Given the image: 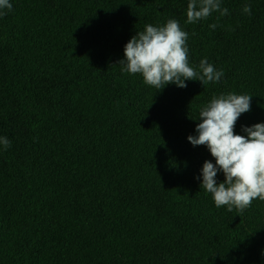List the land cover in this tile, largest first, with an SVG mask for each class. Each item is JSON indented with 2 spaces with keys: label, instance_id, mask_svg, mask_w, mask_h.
<instances>
[{
  "label": "trees",
  "instance_id": "16d2710c",
  "mask_svg": "<svg viewBox=\"0 0 264 264\" xmlns=\"http://www.w3.org/2000/svg\"><path fill=\"white\" fill-rule=\"evenodd\" d=\"M10 3L0 16V137L11 141L0 144V264H264L253 210L249 221L202 207L200 170L215 158L187 140L222 93L251 95L246 113L264 122V0H221L227 15L195 24L188 0ZM169 19L189 34L190 66L207 58L219 82L156 91L121 70L127 41ZM241 115L234 132L246 135Z\"/></svg>",
  "mask_w": 264,
  "mask_h": 264
},
{
  "label": "clouds",
  "instance_id": "9594fccd",
  "mask_svg": "<svg viewBox=\"0 0 264 264\" xmlns=\"http://www.w3.org/2000/svg\"><path fill=\"white\" fill-rule=\"evenodd\" d=\"M10 0H0V16L12 11ZM244 14L251 15L250 5L242 8ZM218 13L216 20L229 13L221 6V0H188L186 7L187 24H195ZM217 23L209 25L213 30ZM195 33H193L194 35ZM188 32L184 31L176 19H169L161 26L147 24L143 31H137L124 46L122 71L140 74L146 85L161 90L169 83L186 88L187 80H199L202 85L219 82L224 72L217 70L207 58L200 60L196 67L190 66ZM251 110V95L234 93L213 96L199 110L200 122L195 125L196 135H188L193 145H205L215 158L201 168V186L212 194L217 208L226 205L229 212L236 209L239 214L248 208L254 199L264 201V122L242 126L246 135L234 132L240 115ZM0 144L7 150L11 141L0 137ZM222 171L223 181L216 179Z\"/></svg>",
  "mask_w": 264,
  "mask_h": 264
},
{
  "label": "rangeland",
  "instance_id": "374dc122",
  "mask_svg": "<svg viewBox=\"0 0 264 264\" xmlns=\"http://www.w3.org/2000/svg\"><path fill=\"white\" fill-rule=\"evenodd\" d=\"M247 123V126H250L254 123L262 122L258 117L244 113L241 115ZM202 207L210 212L226 210V206L216 207L211 193H206L205 197L202 198ZM250 210L254 211V219H258V222L255 224L256 231L260 234L264 233V201L260 202L258 199H254L252 204L243 210L244 215L249 218V221H252V214ZM95 224L99 225V222L95 220Z\"/></svg>",
  "mask_w": 264,
  "mask_h": 264
}]
</instances>
